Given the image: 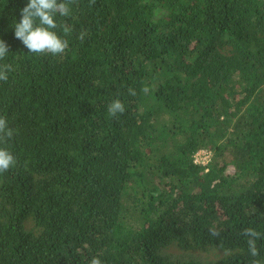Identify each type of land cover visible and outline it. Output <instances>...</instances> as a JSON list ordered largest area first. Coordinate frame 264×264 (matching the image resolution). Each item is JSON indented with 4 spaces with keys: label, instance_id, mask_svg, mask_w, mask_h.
I'll return each instance as SVG.
<instances>
[{
    "label": "trees",
    "instance_id": "obj_1",
    "mask_svg": "<svg viewBox=\"0 0 264 264\" xmlns=\"http://www.w3.org/2000/svg\"><path fill=\"white\" fill-rule=\"evenodd\" d=\"M27 2L0 0V264H264V0H77L63 57L14 37Z\"/></svg>",
    "mask_w": 264,
    "mask_h": 264
},
{
    "label": "clouds",
    "instance_id": "obj_2",
    "mask_svg": "<svg viewBox=\"0 0 264 264\" xmlns=\"http://www.w3.org/2000/svg\"><path fill=\"white\" fill-rule=\"evenodd\" d=\"M77 0H28L26 6L21 9L19 22L14 24V37L19 40L29 53L35 55H51L53 57H63L69 49L67 39L57 34L60 29L65 35L70 34L73 29L66 22H57V16L70 17L71 6ZM96 0H89V6L95 5ZM86 31L78 34V39L83 41ZM9 45L0 39V61H3L9 54ZM11 64L0 63V81L8 80V73L12 71ZM145 93L149 91L147 87L142 89ZM129 95H137L132 88L128 89ZM108 115L115 118L125 113V106L120 99H115L108 104ZM16 132L9 127L7 119L0 116V174L8 172L17 166V159L8 150L7 145L14 139ZM209 235L213 238L219 237L221 233L215 228L209 229ZM242 235L247 238L248 251L251 257L257 258L260 253L256 241L261 239L262 234L253 228H246ZM89 264H102L99 257H93ZM251 264H260L258 259H253Z\"/></svg>",
    "mask_w": 264,
    "mask_h": 264
},
{
    "label": "built area",
    "instance_id": "obj_3",
    "mask_svg": "<svg viewBox=\"0 0 264 264\" xmlns=\"http://www.w3.org/2000/svg\"><path fill=\"white\" fill-rule=\"evenodd\" d=\"M210 159V152L206 150H199L193 156V161L197 165L204 166Z\"/></svg>",
    "mask_w": 264,
    "mask_h": 264
}]
</instances>
